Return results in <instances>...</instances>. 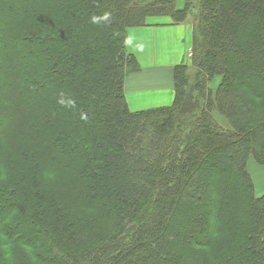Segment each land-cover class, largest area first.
Returning a JSON list of instances; mask_svg holds the SVG:
<instances>
[{"label": "trees", "instance_id": "obj_1", "mask_svg": "<svg viewBox=\"0 0 264 264\" xmlns=\"http://www.w3.org/2000/svg\"><path fill=\"white\" fill-rule=\"evenodd\" d=\"M187 16L172 102L130 110L127 29ZM248 160L264 0H0V264H264Z\"/></svg>", "mask_w": 264, "mask_h": 264}, {"label": "crops", "instance_id": "obj_2", "mask_svg": "<svg viewBox=\"0 0 264 264\" xmlns=\"http://www.w3.org/2000/svg\"><path fill=\"white\" fill-rule=\"evenodd\" d=\"M178 32V29L171 24H156L127 29L126 49L135 58L138 65V70L128 74L124 85L125 98L130 109L136 110L131 96L135 91V85L133 87L132 82L135 75L166 69L167 74L169 71L168 75L171 77L172 85L173 69L182 63L186 56V48H180V45L185 43L184 37H181ZM168 68L169 70H167ZM173 97L174 85L169 87L167 94L161 96L159 100L144 104L141 107L168 105L172 102Z\"/></svg>", "mask_w": 264, "mask_h": 264}, {"label": "rangeland", "instance_id": "obj_3", "mask_svg": "<svg viewBox=\"0 0 264 264\" xmlns=\"http://www.w3.org/2000/svg\"><path fill=\"white\" fill-rule=\"evenodd\" d=\"M182 3H183V0H180V4ZM192 21L193 20L191 19V16H187L185 20L181 23H178V24L171 23V25L175 26V28L178 29L179 31L178 33L180 34V36L184 37L185 43L184 45H180V48L182 47L186 48L185 50L186 56H185L183 63L189 62V64L191 62V55H192V48H193L192 47V39H193L192 38L193 37ZM149 22L150 23L151 22H154V23L171 22V19L168 16H165L164 18H150ZM154 23H151V24H154ZM136 70H138V65H137V68L135 66L132 67L130 71L128 72V74L131 72H135ZM167 70H169V68ZM188 71H190V69ZM168 74H169V71H168ZM168 74L165 69L164 71L156 70L152 73L135 75V77L132 79L133 87L135 85V91H134L135 93L133 92L131 96L134 100V108L136 110L137 109L147 110L150 108H155V107H141V106L147 103L156 102L157 100H159L161 96L167 94V89L171 87L172 85H174L173 76H172V85H171V77ZM217 82H218V78H215L209 84V87L214 89L217 85ZM124 85H125V81H124ZM130 110H133V109H130ZM213 115L221 124L227 126V122L223 117H220L216 112H214ZM247 166H248V170L250 171V175L255 184L256 195L260 196L264 194V178H261L262 182L258 181L259 173L261 171L263 172V176H264V170H263L264 165H258L253 160L252 161L248 160Z\"/></svg>", "mask_w": 264, "mask_h": 264}, {"label": "bare ground", "instance_id": "obj_4", "mask_svg": "<svg viewBox=\"0 0 264 264\" xmlns=\"http://www.w3.org/2000/svg\"><path fill=\"white\" fill-rule=\"evenodd\" d=\"M264 170V169H263ZM261 178H264V176H263V172L261 171L260 173H259V178H258V181L259 182H262V179Z\"/></svg>", "mask_w": 264, "mask_h": 264}]
</instances>
